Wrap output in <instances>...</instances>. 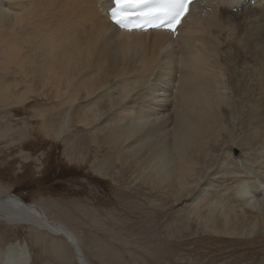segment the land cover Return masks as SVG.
Instances as JSON below:
<instances>
[{"label": "bare ground", "instance_id": "6f19581e", "mask_svg": "<svg viewBox=\"0 0 264 264\" xmlns=\"http://www.w3.org/2000/svg\"><path fill=\"white\" fill-rule=\"evenodd\" d=\"M106 2L0 0V111L37 99L48 134H68V156L87 129L95 157L101 147L108 153L100 170L119 164L150 191L189 201L187 214L205 232L261 240L264 0L216 3L204 18L205 6L194 3L178 24L179 77L168 37L118 33L103 15ZM229 22L235 28L224 36ZM227 194L241 218L224 206ZM0 218L60 236L86 264L75 235L42 207L6 192ZM30 263L25 242L0 235V264Z\"/></svg>", "mask_w": 264, "mask_h": 264}, {"label": "rangeland", "instance_id": "374dc122", "mask_svg": "<svg viewBox=\"0 0 264 264\" xmlns=\"http://www.w3.org/2000/svg\"><path fill=\"white\" fill-rule=\"evenodd\" d=\"M36 102L0 111V195L11 192L67 227L86 264H264V237L205 232L187 214L189 201L178 205L167 192L150 191L119 164L100 170L98 162L108 153L101 147L95 157L87 129L74 138L77 153L68 156V134H48L34 114L42 109ZM228 195L224 206L234 205L230 215L241 218ZM0 220V235L27 244L30 264L79 263L60 236Z\"/></svg>", "mask_w": 264, "mask_h": 264}, {"label": "snow or ice", "instance_id": "6c2138e0", "mask_svg": "<svg viewBox=\"0 0 264 264\" xmlns=\"http://www.w3.org/2000/svg\"><path fill=\"white\" fill-rule=\"evenodd\" d=\"M151 0H114L113 17L121 27L131 18L128 9L142 8ZM190 0H156L157 10L145 13L147 22L152 25L153 20L166 19L169 30L175 32L181 18L187 13ZM158 26V25H153Z\"/></svg>", "mask_w": 264, "mask_h": 264}, {"label": "clouds", "instance_id": "9594fccd", "mask_svg": "<svg viewBox=\"0 0 264 264\" xmlns=\"http://www.w3.org/2000/svg\"><path fill=\"white\" fill-rule=\"evenodd\" d=\"M263 204V203H262Z\"/></svg>", "mask_w": 264, "mask_h": 264}]
</instances>
